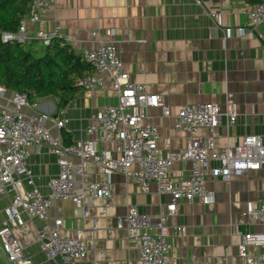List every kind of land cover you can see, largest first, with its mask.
<instances>
[{"label":"crops","instance_id":"1","mask_svg":"<svg viewBox=\"0 0 264 264\" xmlns=\"http://www.w3.org/2000/svg\"><path fill=\"white\" fill-rule=\"evenodd\" d=\"M255 1L54 0L40 22H27L30 41L26 46L37 53L42 51L43 45L36 38L39 28L57 30L79 52L113 43L131 80L143 83L148 92L162 95L173 110L178 105L207 101L218 102L224 110L226 103H234L237 121L232 126L223 123L215 130L217 148L234 144L245 135H259L264 143V48L251 30L248 14L249 5ZM239 27L244 28L243 35L238 34ZM227 28L231 29L229 36ZM116 101L110 82L85 89L67 104L63 142L83 137L94 113ZM24 110L49 113L47 125L56 134L53 119L59 108L54 98L34 99ZM174 121V117L163 116L159 108L147 109L145 122L158 126L164 155L183 150L188 144V134L175 130ZM98 147L117 154L114 141H101ZM72 159L76 187L102 179L97 163L88 161L80 173V159ZM26 168L38 189L47 195L48 178L59 171L57 155L43 143L31 149ZM172 168L175 177L187 179L191 162L175 161ZM206 187L214 195L213 202L205 204L198 197L191 202L179 199L176 213L168 217L172 264H191L194 258L234 263L242 234L264 230V225L244 214L250 202L255 206L264 203V166L229 181L207 175ZM110 190L109 200L86 199L83 206L55 199L47 220L21 210L24 223L13 230V235L23 247L24 257L30 264H142L127 236V210L136 206L156 221L159 212L166 211L170 196L158 193L155 184L144 192L121 172L113 173ZM10 202L11 195L0 194V226ZM55 218L62 219L61 232L66 237L82 230L88 246L84 258H49L41 239ZM177 226L182 230L177 231ZM0 251L3 253L1 246Z\"/></svg>","mask_w":264,"mask_h":264},{"label":"built area","instance_id":"2","mask_svg":"<svg viewBox=\"0 0 264 264\" xmlns=\"http://www.w3.org/2000/svg\"><path fill=\"white\" fill-rule=\"evenodd\" d=\"M53 1L31 0L28 16L21 20L16 31H4L2 40L28 43L27 22H40L43 15L51 10ZM248 14L251 30L264 48V0L249 5ZM230 31V28L226 29L227 36ZM56 34L57 30H36V38L42 45H47ZM238 34H244L243 27L238 28ZM81 53L93 71L78 77L76 84L92 90L110 82L117 101L99 108L85 127V135L71 143L65 144L62 134L68 120L67 105L53 119L57 131L54 134L47 125L51 119L49 113L41 110L25 112V108L31 107L28 95L0 84V194L11 195L10 204L4 208L6 218L0 226L1 249L10 264H30V259L24 257L23 247L13 235V230L24 223L21 210L30 217L47 220L49 208L55 199L71 200L78 206H83L86 199L109 200L111 177L113 173L121 172L144 192L150 191L151 184H155L158 193L170 196L166 211L159 212L156 221L150 214L139 212L136 206L131 205L125 222L127 236L142 264H172L167 221L169 216L176 213L177 201L185 199L191 202L198 197L205 204L213 202L214 195L206 187V176L229 181L232 177L262 168L264 143L259 135H245L234 144L217 148L215 130L223 123L232 126L237 121L234 103H226L224 110L214 101L178 105L173 110L162 95L148 92L143 83L131 80L129 72L122 67L115 44L101 43ZM148 108H159L163 116L175 118L174 129L188 134L185 149L168 155L161 152L158 126L145 122ZM200 130L204 132L200 133ZM101 141H114L117 154L105 148L99 149L98 143ZM43 143L57 155L59 166L58 173L48 178L47 195L38 189L26 168L31 149ZM72 157L80 159V173L88 161L97 163L102 179L76 187ZM185 160L191 162L190 175L187 179H179L173 174V163ZM87 214L84 210V215ZM244 214L251 221L264 225V203L255 206L250 202ZM61 228L62 219L55 218L42 236L41 245L49 258H84L88 246L82 230L78 229L74 236L66 237ZM176 230L180 231L182 227L177 226ZM250 248L261 251L251 252ZM191 264L224 263L194 258ZM231 264H264V230L242 234L237 245V260Z\"/></svg>","mask_w":264,"mask_h":264},{"label":"trees","instance_id":"3","mask_svg":"<svg viewBox=\"0 0 264 264\" xmlns=\"http://www.w3.org/2000/svg\"><path fill=\"white\" fill-rule=\"evenodd\" d=\"M31 9V0H0V84L24 92L31 101L52 97L59 110L84 92L78 77L93 71L81 52L61 35H54L37 53L26 43L2 40L4 31H16Z\"/></svg>","mask_w":264,"mask_h":264},{"label":"rangeland","instance_id":"4","mask_svg":"<svg viewBox=\"0 0 264 264\" xmlns=\"http://www.w3.org/2000/svg\"><path fill=\"white\" fill-rule=\"evenodd\" d=\"M27 44V43H26ZM26 185V183H24ZM0 264H7L6 257L4 253L0 251Z\"/></svg>","mask_w":264,"mask_h":264}]
</instances>
